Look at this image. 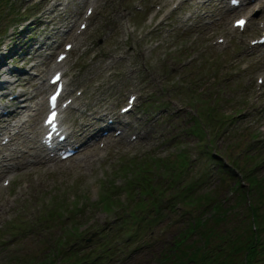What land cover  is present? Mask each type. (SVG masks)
Returning <instances> with one entry per match:
<instances>
[{"label":"rangeland","instance_id":"1","mask_svg":"<svg viewBox=\"0 0 264 264\" xmlns=\"http://www.w3.org/2000/svg\"><path fill=\"white\" fill-rule=\"evenodd\" d=\"M92 2L0 0V61L15 82L6 101L20 90L30 97V140L40 144L58 67L64 100L73 99L62 117L69 130L83 122V108L112 120L135 97L124 134L115 136L124 129L117 125L77 160L35 163L26 148L27 167L0 173V264H176L185 252L195 258L185 264H196L200 251L185 244L197 247L211 228L177 246L189 221L214 201L227 207L229 220L212 229L206 250L215 249L227 229L233 237L247 222V202L233 207L238 191L227 185L264 184V45L251 44L264 34V0L231 10L229 0ZM240 15L243 31L233 27ZM66 43L73 48L59 65ZM7 138L0 135V165L20 142ZM230 165L235 173L223 172ZM259 199L251 193L264 213Z\"/></svg>","mask_w":264,"mask_h":264},{"label":"trees","instance_id":"2","mask_svg":"<svg viewBox=\"0 0 264 264\" xmlns=\"http://www.w3.org/2000/svg\"><path fill=\"white\" fill-rule=\"evenodd\" d=\"M223 169V172L226 174L235 173V169L233 170V167H224ZM251 175V173L246 174V179L248 180L254 177V175ZM248 183L250 190L248 189V186H245V184L241 182L236 183L235 181L234 184L227 185L231 189H236L235 191H238L237 196L240 200L237 201L233 207L241 205L245 201L247 202L246 221L248 223L246 222L244 226L237 225L234 230H241H238L239 232L237 231L233 237H230L232 231L227 229L229 232L226 230L227 233L222 235L221 240L223 242H217L220 246L215 249L212 247L209 248V250L213 249L210 254L208 253L209 250L207 251L206 249L211 241L212 229H217L218 225H221L223 221L229 220V211H227L226 206H224L220 201L212 202L213 205L208 207V211L200 214L197 218L194 216L193 219L189 221L188 226L182 230L184 233L176 240L177 246L184 245V239L186 240L191 232L197 231V229L202 227V225L206 227L209 225L211 228L206 233H201V237L203 239H201L200 244V239L197 240V247L195 241L185 244L188 247L193 246L192 248H195L196 252L200 251L199 258L201 260H198L196 264H264V238L262 235V232L264 231V213L260 212V210H258V206L251 201V193L253 192H255V195L260 197L259 201L264 199V184L259 181H253V183L252 181H249ZM189 191L192 193V190L189 189ZM208 195L209 194L206 193V200H211V197ZM208 204L206 206H209ZM202 231L205 230L202 229ZM227 237H229L230 240H228ZM183 255L186 257H180L181 259L177 261V263L175 262L176 264H185V261L191 262L190 259L194 258V254H190L189 256L187 255V252ZM85 258L86 257H83V259ZM80 260H82V258ZM86 262H88V260H84L82 263L85 264Z\"/></svg>","mask_w":264,"mask_h":264},{"label":"bare ground","instance_id":"3","mask_svg":"<svg viewBox=\"0 0 264 264\" xmlns=\"http://www.w3.org/2000/svg\"><path fill=\"white\" fill-rule=\"evenodd\" d=\"M92 1L94 2V0ZM223 1L224 0H222V2ZM198 2L203 3L205 2V0H198ZM243 7L249 8L248 4L244 5ZM231 9L233 8H229V10ZM261 9L264 10V3H263V8ZM0 64L2 65V67H0V77L2 79L0 80V89L4 88V90H2V93L0 94V135L5 133L6 137L9 138L8 145L9 144L11 145L12 142L16 141L17 139H20V142H15L16 146L12 148L11 150L12 152L2 154L0 173L5 171L4 169H8L11 167L18 168L19 170L23 169L24 168L23 166L27 167L30 163V160L28 159V150H26V148H30L34 150V153L30 156H33L36 160H32L31 162L40 163L43 160V164H45L47 161L54 158L50 156L52 152H46L40 144H36V141H33V139H31L32 140L31 141L29 139L28 127L30 124L27 123L28 121L27 119H24V114L27 113L31 108L28 103L30 97L25 96L26 92L24 90H20L17 93L16 98L15 97L12 98V101L15 102L17 98L18 99L21 98L22 100L23 97L25 96L26 98L22 101L23 103L16 100V104L13 105L12 102L6 101L8 95L14 94L15 82L14 80L12 81L8 78V76H11L12 71H10L9 68L4 69V67H6V60L3 57H1ZM79 107H80L79 104H77L73 106L72 109L77 110L79 109ZM5 110L7 111L6 114H4L3 112ZM66 111L67 110L65 109L64 113ZM87 111H88L87 108H83L81 110L80 113H82V115L85 114V116L83 118V122L79 123L75 130H69V128H66V130L69 133V138L70 137L74 138L68 144L69 146L72 145V142L77 143V141L80 140L82 141L81 145L77 147L79 148L77 153H82V151L86 148V146L93 145L92 142L98 141L102 138L106 139L104 138V134L102 133L103 129L104 131L107 130L113 131L114 128L117 125H119V126H124V129H122L124 131L125 128L131 126L130 122H127L128 120H125L124 118L125 114L129 111L125 112L123 115L119 114L118 116L115 117V119L112 118V120H108L105 114L100 113V111L98 112L93 111L90 112L89 114H87ZM65 117L66 115H64V118ZM104 121H107V123L103 124ZM95 125L98 126L95 127ZM89 135L91 137L87 138ZM96 146L97 144L94 143V150L99 157L100 151L96 149ZM23 147L25 149H22ZM72 147L76 148L75 146ZM0 150H3V148H0ZM57 153L58 151L56 152V154ZM76 154L71 158H69L68 161L77 160L79 157L76 158ZM99 159H102V157H99Z\"/></svg>","mask_w":264,"mask_h":264}]
</instances>
